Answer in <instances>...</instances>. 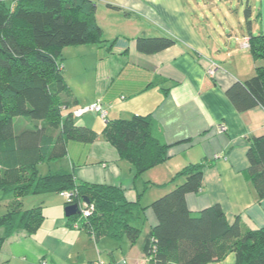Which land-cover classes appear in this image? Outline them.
Wrapping results in <instances>:
<instances>
[{"label":"crops","instance_id":"0c3cea01","mask_svg":"<svg viewBox=\"0 0 264 264\" xmlns=\"http://www.w3.org/2000/svg\"><path fill=\"white\" fill-rule=\"evenodd\" d=\"M195 1L95 0L97 21L106 41L63 48L62 70L69 85V90L60 94L67 106L64 112L100 99L107 120L151 114L170 144L166 160L170 176L189 163L214 159L204 168L203 189L187 193L189 209L198 211L219 203L230 223L239 217L245 227L257 229L264 226V197L245 179L244 170L249 164V138L264 134V106L239 111L226 90L236 81L252 77L259 61L244 45L250 35L242 26L241 35L231 26L226 39L208 38L205 21L191 12L198 3ZM255 15L251 31L264 33V0ZM221 25L224 32L229 30ZM141 35H169L177 42L146 53L137 47ZM115 38L119 41L113 44ZM99 118V113L87 120L81 115L76 123L94 129L97 138L68 141L67 152L57 159L63 162L56 168L49 166L48 172L69 170L79 181L120 186L129 199H135V179L133 184L126 183L108 172L110 163L116 166L124 158L104 137L102 128L107 121L101 124ZM221 123L227 126L226 131L219 130ZM48 194L26 196L24 205H41ZM60 211L58 206L59 215ZM149 221L131 245L127 239L103 236L95 240L86 230L69 224L52 228L44 219L35 233L20 230L4 242L0 264H94L97 260L103 264H155L145 252L149 228L157 222L154 211ZM208 264H237V256L229 251Z\"/></svg>","mask_w":264,"mask_h":264},{"label":"trees","instance_id":"16d2710c","mask_svg":"<svg viewBox=\"0 0 264 264\" xmlns=\"http://www.w3.org/2000/svg\"><path fill=\"white\" fill-rule=\"evenodd\" d=\"M245 14L249 48L258 60L264 57V33H252L249 3ZM104 41L95 0L0 2V208L5 210L0 213V249L17 231L35 233L45 219L43 206L26 207L24 197L66 190L74 192L73 203L80 204L87 196V204L94 205L88 216L82 212L67 216L70 226L86 230L95 240L105 236L134 245L141 236L147 220L139 197L129 199L122 187L113 184L79 181L69 170L39 171V164L65 155L68 141L97 138L94 129L76 123L73 111L64 112L67 106L60 94L69 85L62 70V50ZM176 42L169 35H141L137 47L154 53ZM226 93L239 111L264 106V67L258 65L252 77L236 81ZM16 116L41 123L16 133ZM106 121L104 137L132 162L136 176L169 158L170 144L151 114ZM247 157L245 179L264 197V134L249 138ZM213 160L187 164L173 178L183 176V181L150 203L157 222L149 228L145 252L155 264H208L229 251L236 253L237 264H264V226L247 228L239 217L230 223L219 203L198 211L187 205V193L203 189L204 168Z\"/></svg>","mask_w":264,"mask_h":264},{"label":"rangeland","instance_id":"374dc122","mask_svg":"<svg viewBox=\"0 0 264 264\" xmlns=\"http://www.w3.org/2000/svg\"><path fill=\"white\" fill-rule=\"evenodd\" d=\"M196 1H198V3L195 4V11H191V12L193 13V15L199 14V16L203 19V21H205L206 26L203 25L202 26L208 38L222 39L221 37L223 36V39L224 38L226 39L228 37V34L231 33V26H233L234 30L239 32L240 35L242 31L241 26L243 27V31L245 30L246 33H249V25L247 22V16L245 14V9L248 0H196ZM250 4H252L251 7L255 6L253 10L255 9L254 13L257 14L260 8V0H251ZM255 14L250 16L252 22L256 18ZM226 20L230 22L229 24L230 27ZM221 23L225 24L226 28H229L227 32H224ZM245 39L248 40L250 46V36H247ZM258 61H259V65H262L264 67V57L263 56L260 57ZM85 105H81V106H85ZM89 116L95 119L98 117V113L95 111H87L84 114H82V118L86 120ZM99 116L100 118L98 120L101 122V124L102 122L105 123V120H107V118H103L100 114ZM80 118L81 116H77L76 121H79ZM40 123H41L40 120L32 119L27 116H16L14 118L15 132L20 133L25 129H31L36 124L39 125ZM114 148L116 149V147ZM61 162L63 161L54 160L53 163L52 162L50 163V165L48 164V162L42 163L39 167L40 173L41 174L48 173L49 166H52V168H56L58 164H60ZM114 164L113 165L112 163L109 164L108 172L120 177L122 181L126 183L129 182L133 184L135 179L136 182L135 184L137 187L136 198L139 197V200L141 201L142 205L145 206L144 215L147 220L146 224L148 225L150 222L149 221L150 214H153V209L150 206L152 200L165 194L166 192L171 190V188L175 187L176 184L181 183L184 179L183 176H178L175 180H173L175 175L170 176L171 172L169 174V168H170L169 161H164L162 163L149 167L137 176L135 175L136 169L134 165L128 159L124 158L123 161L119 162L118 165L116 166H114ZM43 198L44 199L42 200L41 205L43 206V212L45 215V220L49 224L48 226L52 228L53 226L54 228H61V226H59L61 223H63V225L64 224L68 225L70 223V218H68L65 215L66 199L58 192L50 193L48 195H45V197ZM58 206L60 207L61 210L59 212L61 213L60 215L57 213ZM3 211H5L4 208L3 207L0 208V213H2ZM118 244L120 243L118 242ZM2 257L3 255L0 253V258Z\"/></svg>","mask_w":264,"mask_h":264},{"label":"built area","instance_id":"2783aa9c","mask_svg":"<svg viewBox=\"0 0 264 264\" xmlns=\"http://www.w3.org/2000/svg\"><path fill=\"white\" fill-rule=\"evenodd\" d=\"M1 1L9 2L12 0H0V2ZM244 45L249 47V42L247 39L244 40ZM212 72H213V69H210L209 73L211 74ZM87 111H95V112L99 113L103 118H107V115H108L107 110L104 108L100 99L95 100L94 102H92L89 105L80 106V107L76 108L73 111V113L77 117V116H81L82 114H84ZM218 128L220 131H226L227 130V126L224 123L219 124ZM61 195L64 196L66 201H68L69 203H73V196H74L73 191H69V190L62 191ZM80 207H81V212L83 213V216H88L92 212L94 205L93 204H87L86 202L81 201ZM74 226L78 227L79 223L78 222L74 223ZM44 264H46V262H44ZM95 264H103V263L98 260L95 262Z\"/></svg>","mask_w":264,"mask_h":264},{"label":"water","instance_id":"95a60500","mask_svg":"<svg viewBox=\"0 0 264 264\" xmlns=\"http://www.w3.org/2000/svg\"><path fill=\"white\" fill-rule=\"evenodd\" d=\"M83 200L86 203L90 202V199L87 196H84ZM80 213H81V207H80V204L77 203V202L71 203V204H68V205L65 206V214H66V216H72V215L80 214Z\"/></svg>","mask_w":264,"mask_h":264}]
</instances>
